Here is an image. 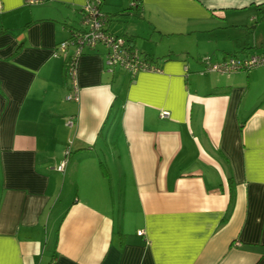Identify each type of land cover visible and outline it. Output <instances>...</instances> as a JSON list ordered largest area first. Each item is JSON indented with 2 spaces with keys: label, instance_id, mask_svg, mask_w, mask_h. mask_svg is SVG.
I'll use <instances>...</instances> for the list:
<instances>
[{
  "label": "crops",
  "instance_id": "obj_1",
  "mask_svg": "<svg viewBox=\"0 0 264 264\" xmlns=\"http://www.w3.org/2000/svg\"><path fill=\"white\" fill-rule=\"evenodd\" d=\"M85 2L0 0V264H264V71L205 63L264 52V0H102L159 70L85 46L73 101Z\"/></svg>",
  "mask_w": 264,
  "mask_h": 264
},
{
  "label": "built area",
  "instance_id": "obj_2",
  "mask_svg": "<svg viewBox=\"0 0 264 264\" xmlns=\"http://www.w3.org/2000/svg\"><path fill=\"white\" fill-rule=\"evenodd\" d=\"M41 0H27L29 3H38ZM102 0H86L81 9L80 27L73 35L61 41L54 55L66 54L65 72L71 81V90L66 97L68 100L77 101L79 99V90L77 83L78 59L83 53L85 46L95 47L102 44L106 48V63L110 70L121 68L135 75L141 70H159L154 64H151L138 50L137 47L129 43L126 36L114 35L107 31L106 24L109 20L108 15L101 9ZM73 52H69V48ZM207 70L220 73H233L240 70H247L257 66L264 65V52L251 54L240 58L231 56L223 61L212 63L209 58L205 59ZM163 116L169 115L167 111L162 112ZM72 124V120L69 121ZM70 154V148L66 150V159L58 167L63 170L67 157Z\"/></svg>",
  "mask_w": 264,
  "mask_h": 264
},
{
  "label": "rangeland",
  "instance_id": "obj_3",
  "mask_svg": "<svg viewBox=\"0 0 264 264\" xmlns=\"http://www.w3.org/2000/svg\"><path fill=\"white\" fill-rule=\"evenodd\" d=\"M146 41V40H145ZM171 44L172 45H174L176 48L177 47H183L184 45L186 46V45H188V43L187 42H185V41H182V40H171ZM207 57H209L208 55H206ZM205 56V57H206ZM257 69H255V70H260V71H264V66H259V67H256ZM232 74V73H231ZM230 73H225L224 75H231ZM242 74H244L245 75V72H243V73H239V74H236L237 76H241ZM235 75V76H236Z\"/></svg>",
  "mask_w": 264,
  "mask_h": 264
},
{
  "label": "trees",
  "instance_id": "obj_4",
  "mask_svg": "<svg viewBox=\"0 0 264 264\" xmlns=\"http://www.w3.org/2000/svg\"><path fill=\"white\" fill-rule=\"evenodd\" d=\"M81 9H82V8H81ZM81 9H80V12H81ZM106 14H107V13H106ZM107 15H108V14H107ZM108 17H109V15H108ZM263 18H264V16H263ZM77 30H78V29L74 30V31L72 32V35H73V33L76 32ZM72 35H71V36H72ZM71 36H70V37H71ZM123 36H124V35H123ZM127 38H128V40H129V43L133 45V40H132V38H131V37H127ZM134 46L137 47L136 45H134Z\"/></svg>",
  "mask_w": 264,
  "mask_h": 264
}]
</instances>
